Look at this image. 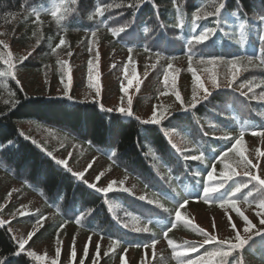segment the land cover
Masks as SVG:
<instances>
[{
  "label": "trees",
  "instance_id": "obj_1",
  "mask_svg": "<svg viewBox=\"0 0 264 264\" xmlns=\"http://www.w3.org/2000/svg\"><path fill=\"white\" fill-rule=\"evenodd\" d=\"M62 2L63 0H28L25 5L24 0H0V23L16 30V33H9V46L17 45L24 50L29 48L32 41L28 37L30 29H26L25 22L36 18V12L40 16L50 15ZM131 2L132 0H78L76 4L69 3L67 7L74 10L63 13V19L59 23L51 17L48 27L44 28V37L31 52L37 60L27 63L24 69L43 72L48 67L55 52L54 40L59 33L75 37L90 36L92 31L122 52H138L156 58L159 53V58L175 57L177 60L188 61L187 39L193 34L190 23L194 11L199 10L202 14L214 11L219 0H186V3H182L183 16L179 18L185 20L183 29L173 26L179 18L172 0H143L138 8L127 7ZM119 3L125 6L113 7L105 11L103 17L88 19L96 7ZM10 13L15 15V19ZM245 14L249 18L248 23H255L256 16L264 15V0H239V3L237 0H226L218 26L214 23L217 19L215 17L199 21L195 34H199L205 27H217V32L206 45L193 48L196 55L192 61L200 62L202 55L206 59L213 56L230 59L234 55H257L259 45L254 33L250 35L246 28L244 40L239 39V24ZM25 16L28 17L26 21ZM132 20L135 21L132 27L119 36H113L108 30ZM101 21H106V24H101ZM129 48H132L131 52ZM239 67L240 77L231 89L223 84L229 72L226 66L221 65L219 89L214 88L211 96L206 101L201 100L195 108H184L160 125L143 124L135 115L134 109L133 115L129 117L114 110H102L97 102L30 95L16 82H8L10 98L7 103L0 105V113L4 114L0 115V145L9 140L15 143L11 151L6 148L0 150V168L14 181L22 183L28 192L40 197L45 209L57 216V220L44 230L41 229L33 240L51 239L67 226L79 227L109 241L118 239L123 248L146 249L142 245L151 244L152 239H155L156 244L166 242L167 254L160 258V262L177 264L171 246L163 237V231L174 218L177 207L175 201L187 198L189 203L185 208L196 201L204 203L200 197L206 173L214 164L219 178V156L234 143V140L220 139V135L227 132L236 137L240 131H244L245 137L251 136L253 131L264 130V101L251 99L253 95L264 91V68H252L246 61ZM249 81L261 86H254L253 93L244 96L241 93L247 92V87L241 89L239 85ZM25 123H35L66 134L74 142L84 145L88 151L107 158L117 169L132 176L156 203L148 205L123 192L103 194L87 188L56 165L41 148L19 135L20 125ZM169 133L180 136L191 146V150L178 153L171 147ZM201 152L204 154V161L184 159V156L199 155ZM193 173H199V176H193ZM197 180L201 181L199 185ZM244 182H247L246 178L235 176L225 187L231 193ZM257 189L252 183L247 188H242L236 196L238 203L255 204L261 200L264 190ZM53 204L57 207H53ZM159 204L171 210L172 215L161 209ZM28 221L36 223L37 219L32 217ZM123 223H128L129 228L125 229ZM135 227H148L151 231L137 233L133 231ZM174 232L188 235L191 242L202 240L198 233L186 227L183 222L178 223L169 233V238L173 241ZM12 236L8 228L0 226V257H7L10 264H39L25 253L13 255L19 249ZM206 247L211 249L212 246ZM191 255L194 257L196 254ZM237 257L244 264H264V237H251L243 249L235 250L228 259L232 262Z\"/></svg>",
  "mask_w": 264,
  "mask_h": 264
},
{
  "label": "rangeland",
  "instance_id": "obj_2",
  "mask_svg": "<svg viewBox=\"0 0 264 264\" xmlns=\"http://www.w3.org/2000/svg\"><path fill=\"white\" fill-rule=\"evenodd\" d=\"M42 23L30 29L29 38L31 39V46L29 48L19 49L17 45L3 49L0 46V53L11 51L13 55V63L16 65L14 69L16 78L20 81L18 84L22 90L30 95H45L51 97H66L64 96V84L68 83V76H72V81L69 85V95L73 99L79 101H98L103 104L104 108H111L113 110L120 107H128V98L132 99V111H136L135 115L142 121L150 118L151 112L155 108L157 112H163L165 119L180 111L183 107L189 108L192 102V89L196 87L192 71L189 70V61L187 60H168L163 58H153L142 56L138 53H123L113 48V46L100 36H85L77 35L66 36L61 35L55 41V52L51 58V63L48 64L43 72H33L24 70L27 63H32L37 60L32 55L23 62L19 63L22 56L28 55L37 48V41L44 37V28L48 25V19H40ZM35 21L30 22V24ZM25 22V25H30ZM7 33V35H0V39L5 40L8 44L10 41L9 33H16L13 27L0 23V34ZM35 33V34H34ZM63 38L66 43L60 45L59 41ZM95 40V43H93ZM71 53V55H69ZM131 61V63H129ZM92 63L93 71L91 73L92 79L89 80L88 64ZM4 71L7 69L0 61ZM156 67L153 68L152 65ZM172 68L169 69L168 65ZM127 67L128 72L124 69ZM212 66L207 63L191 62V68L195 70L196 74L200 76L205 88L211 92L215 87L213 86L208 69ZM239 67V65H238ZM220 68V67H219ZM219 68L217 71L220 75ZM240 68V67H239ZM228 79H230V70L226 67ZM241 71V68H240ZM240 73V72H239ZM169 74V85H165L163 77ZM135 75L131 86L128 85V80H131ZM176 77L175 89L179 91L183 105L178 101L173 94L171 87V76ZM219 77V76H218ZM240 77L238 75L237 79ZM6 82L12 80L11 77H3ZM139 81V83H137ZM226 81V82H225ZM223 84H227V80ZM101 85V96H96V85ZM128 88L125 93L122 89ZM202 89L197 88V98L203 96ZM259 96V95H256ZM6 90H0V105L9 99ZM22 132L32 139H35L38 144L43 145V149L53 152L57 159H69V153H72L69 159V167L73 171H84L88 163H93L91 169L86 171V179L89 182H96L94 177L99 173H104L97 183L98 187H106L111 181H116L115 188L121 187L120 182L123 181V188L129 189L130 194L140 197L146 196L147 193L141 188L136 181L116 169L110 162L103 157L90 153L82 145L72 141L68 136L63 135L51 128L43 127L35 123H25L20 125ZM173 142L177 146L184 145L181 140L172 136ZM244 153L248 159L254 163L261 165L258 169H253L254 172L264 177V158L258 156V150L264 151V138L254 136L251 138H244ZM63 145V147L61 146ZM185 146V145H184ZM239 156L235 153L229 154L228 163H232L236 171L243 176V166L237 167ZM221 164L220 171L223 170ZM248 180L247 177L243 176ZM253 185L255 182L252 183ZM11 192V196L8 193ZM264 199V196L262 197ZM260 200H258L259 202ZM238 207L252 220L256 225L251 233L243 231V221L236 216L235 212L230 208H221L219 205L213 206L209 204L195 203L185 209L184 215L191 219L192 223L204 228L206 231L216 235L218 239H232L234 240L235 232L229 225L228 218L237 224V230L242 237L253 236L256 230H264V226L259 224V217L255 215L256 205L249 206L244 203H238ZM25 215H21V212ZM30 216L43 217L40 224L37 223H23L24 218ZM215 220L216 228L213 229L212 224ZM0 221H4L12 232L13 236L19 239H24L27 234L33 230L36 234L44 230L49 224L56 221L53 213L46 211L42 205L41 200L27 191L23 190L22 185L11 180L0 170ZM176 242H185L191 240V237L186 234L175 232ZM91 238V239H89ZM57 240L61 243V257L57 260V264H76L71 258L70 248L75 247L77 252V259L83 256V248L85 244L88 245L89 258L86 259V264H91V256L95 253V245L100 244V260L99 264H162L160 258L167 254L166 243L162 242L155 245V248H147L143 250L127 249L119 246L115 252H110L109 256H104L103 253L109 251L112 242L103 238L97 237L93 234H87L80 228L71 226L65 227L58 232L53 238L46 241H29L25 248L27 251H35L39 255H46L48 260L43 264H51L52 259L55 258V249L58 246ZM74 241V243H73ZM33 260V259H32ZM35 261V260H34ZM39 262V261H35Z\"/></svg>",
  "mask_w": 264,
  "mask_h": 264
},
{
  "label": "snow or ice",
  "instance_id": "obj_3",
  "mask_svg": "<svg viewBox=\"0 0 264 264\" xmlns=\"http://www.w3.org/2000/svg\"><path fill=\"white\" fill-rule=\"evenodd\" d=\"M28 0H24V4L27 5ZM78 0H63L61 4H59L55 10L51 11L50 15L51 17L55 18L57 23L60 22L61 19H63V13H68L73 11L74 9H71L67 7L69 3L76 4ZM143 0H132L131 3L127 5L129 8H138L141 6ZM182 3H186V0H172V4L175 8L176 16L182 17L183 13L181 12V5ZM237 3H239V0H237ZM125 5L123 3L115 4V5H104L102 7L98 6L95 8L94 13L89 15L88 19L92 20L96 16L103 17L105 14V11H109L111 8H121ZM226 6V0H219L218 6L215 7L214 11L208 12L206 14H202L199 10L194 11L190 28L192 31V35L189 39H187V59L189 61V70L192 71V75L194 78V84L196 87H193L192 89V102L190 107L195 108L201 100H207L209 96H211V92L208 91L207 88H205L204 83L201 81V78L199 75L196 74L195 70L191 68V62L193 60V57L196 55L195 52H193V48L197 45H206V43L210 40L211 37L215 35L217 32V27H205L202 31L199 32V34L196 33V28L199 26L198 22L201 20L206 19L207 17H215L217 18L214 23L218 26L220 23V17L222 14V10L225 9ZM33 13H29V15H32ZM236 14V13H235ZM12 16L13 19H15L14 14H9ZM36 15V21L37 23H42L40 21V15L38 12L35 13ZM235 16V15H234ZM25 21L28 19L27 16H25ZM249 18L247 17V14L242 18V22L239 24V39L240 41H243L245 38V30L247 28V31L249 34H255V38L257 39V43L259 45L258 47V54L253 55H246V56H240V55H234L230 59H225L222 56H213L210 58H205L203 55L200 58L201 63H207L211 65L212 67L208 69L210 73V79L213 84V86L217 89L220 88V83L218 81L219 72L217 69L224 65L229 68L230 70V79H228V76H225V79L228 81L226 84V87L231 89L233 86V83L237 80V77L240 72V68L238 65H241L244 61L247 62L248 66H251L252 68H264V15H258L254 18L255 23H248ZM135 21H128L124 24L118 26V27H110L108 30L111 32L113 36H119L122 33H126L129 28L132 27L133 23ZM101 24H106V21H101ZM176 28L183 29L185 27V20L182 18L178 19V22L173 25ZM35 34V33H34ZM92 36H96V32L92 31ZM0 35H7V33H3ZM39 43V41H37ZM66 41L61 38L59 41L60 45H64ZM93 43H95V40H93ZM0 46L3 47V49H9V44L3 40L0 39ZM55 51V49H53ZM132 51V48H129V52ZM71 55V53H69ZM29 56H31V52L28 53V55L22 56L19 59V63L23 64L24 61H26ZM159 58V53L157 54ZM172 59H175V57H172ZM0 61H2L3 65L7 66V69L4 71H0V77H11L12 80H14L17 84L20 83V81L16 78V73L14 69L16 68V65L13 63V55L12 52L9 50L6 53H0ZM256 61H259V63H256ZM131 63V61H129ZM153 68L156 67L155 64L152 65ZM168 68L171 69L172 65L169 64ZM88 71H89V80L92 79V71H93V65L90 62L88 64ZM125 73L128 72L127 67L124 69ZM136 77L133 75V78L131 80H128V85L131 86L133 83V80H135ZM72 81V76H68V83L64 84V96H66L69 100L72 99L71 95H69L68 89L69 85ZM175 81L176 77L173 75L171 76V87L173 90V94L175 95L176 99L181 102V105H183L182 97L179 93V91H176L175 89ZM163 82L167 86L169 85V74H165L163 77ZM139 83V81H137ZM260 87V84L253 85L252 81L241 83L239 87L241 89L247 87V92H242L241 94L244 96H248L249 93H253V87ZM197 88L202 89L204 92V95L197 98ZM125 93L128 92V88L122 89ZM96 96H101V85H96ZM251 99H256L260 101H264V91H262L259 96L253 95ZM95 102V100H94ZM7 103V102H6ZM132 99L131 97L128 98V107H120L117 109L118 112H120L123 115L131 117L133 115L132 112ZM15 104L13 105V107ZM101 109L106 111H113V109H104L103 104H101ZM0 115H4L3 113H0ZM165 119V115L163 112H157L154 108L151 112V116L148 119H145L142 121L145 125H160L162 120ZM253 136H259L261 138H264V130L261 131H253L251 133ZM19 135L23 136L25 139H31L30 137L26 136L23 132H20ZM207 135V133H205ZM220 139H223L225 141L234 140V143L230 148H228L227 151L223 152L219 156V162L223 164V170L219 172V178L217 176L216 172V166L213 164L210 171H207L206 173V180L203 181L202 186V198L204 203H219V206L221 208H230L232 209L236 216L239 217L243 221V231L245 233H251L254 229H256V225L253 224L252 220L249 219L247 215L238 207V200L236 199L237 193L241 192L242 188H247L249 184L255 182L253 187H256L257 185L260 187L261 190H264V177L257 174L253 171V169H258L261 167V165L254 163L252 160L248 159L247 156H245L244 153V131H240L239 135L236 137L231 136L229 133L225 132V134L220 137ZM31 142L37 147L43 148V145H40L37 143L35 139H32ZM14 141H7L6 144L0 145V150L7 149L8 151L12 150V147L14 146ZM63 147V145H61ZM171 147L175 149L178 153H180L182 150L178 148L175 144H172ZM46 152V155L48 157H51L56 165L61 166L66 172L70 173L73 178L78 180L79 182L85 184L87 188L94 190L96 193H103L108 194L115 191H122V192H129V189L123 188V181L120 182L121 187L119 189L115 188L116 181H111L107 184L106 187H98L97 183L100 181V178L104 175V173H99L97 176L94 177V182H89L86 179V171L88 169H91L93 166V163H88L87 168L84 171H73L71 167H69V159L72 156V153H69V159H57L53 152L47 151V149H44ZM235 153L237 156H239V160L236 162L237 167L240 165L243 166V176L247 177V182L240 183L238 186L235 187L231 193H229L226 189V183L228 181L233 180L235 176L241 175L240 172L236 171V168L233 167L232 163H228L229 154ZM258 156L261 158H264V151L258 150ZM185 160H196V161H204L205 157L203 152H201L199 155H191V156H184ZM193 176H199V173H193ZM201 183L200 180H197V184L199 185ZM224 190V191H222ZM251 194V193H249ZM179 196V193H177ZM8 196H11V192L8 193ZM140 201H144L148 205H153L156 203L153 200L147 199L146 196H140ZM177 207L174 212V218L170 222V226H168L163 231V237L167 240V243L169 246H171L173 253L177 259V264H244V261L237 257L234 261L230 262L229 257L233 256V253L237 249H243V247L248 244L249 240L251 239L250 236H244L242 237L240 235V232L237 230V224L232 221V218L229 217V225L232 228V230L235 232L234 240L235 243L232 241V239H218L216 235L212 234L211 232L206 231L204 228H201L195 224L192 223L191 219L186 217L181 209L185 208V206L189 203V200L187 198H181L179 200L175 201ZM53 207H57V205L53 204ZM159 207L163 209L164 211L168 212L171 216V210L164 208L163 204H159ZM57 211H59V208H57ZM21 215H25V213L22 211L20 213ZM255 215L259 217V224L261 226H264V199H261L257 204L255 208ZM43 217H40L37 219V224L41 223V220ZM77 223H80V221H76ZM183 222V224L186 227H190L192 231L198 233L202 240L199 242H191V241H185L183 244H177L175 243L171 238H169V233L175 229L178 225V223ZM5 223L4 221H0V224ZM122 226L127 229L129 228L128 223H123ZM213 229L216 228L215 220H213L212 224ZM133 231L137 233H147L150 232V228L148 227H135ZM257 236L264 237V231L256 230L255 233ZM36 235V231L33 230L27 234V237L24 239H19L15 236H12L11 238L16 241L19 251L13 253V255H21L25 253L26 245L29 243L30 240ZM91 239V238H89ZM61 242L57 240V247L55 249V258L52 259L51 264H57V260L61 257V248L59 247V244ZM74 243V241H73ZM157 241L155 239H152L151 244H144L142 245L144 248H155ZM121 244V241L118 239H114L112 241V245L109 249V251H106L103 253L104 256H109L110 252H115V249L118 248ZM212 246L211 249H209L206 246ZM141 245H136V247H140ZM201 249H203V252L201 253ZM196 254L194 257L191 254ZM26 255L30 257L31 259L35 261L43 262L48 260V257L46 255H39L35 251H27ZM70 255L71 258L76 261V264H86V259L89 258V252H88V245L85 244L83 248V256L79 259H77V252L75 247L70 248ZM100 244L97 243L95 245V253L91 256V264H99L100 260ZM0 264H10L7 257H0Z\"/></svg>",
  "mask_w": 264,
  "mask_h": 264
}]
</instances>
